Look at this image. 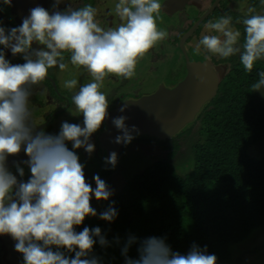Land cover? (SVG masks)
<instances>
[{
	"label": "clouds",
	"instance_id": "9594fccd",
	"mask_svg": "<svg viewBox=\"0 0 264 264\" xmlns=\"http://www.w3.org/2000/svg\"><path fill=\"white\" fill-rule=\"evenodd\" d=\"M3 4L10 7L12 0H3ZM61 4L67 7L61 10ZM113 11L120 23L105 28L92 4L74 6L71 0H54L51 10L39 5L31 8L19 26L5 28L0 22V236L15 241L23 264H101L100 258L92 255L97 238L101 246L109 245L98 226L76 230L87 217L98 215L91 204L93 196L97 201H108L114 190L99 174L94 175L92 187L75 150L83 149L89 157L96 150L92 137L110 115L108 97L102 90L105 79L109 75L134 77L139 60L169 36L160 27L161 0H117ZM236 23L244 26L243 43L232 16L224 14L205 25L208 33L217 34H202L193 53L201 55L203 47L220 58L238 54L245 71L251 73L254 65L264 60V13L248 7ZM34 43L42 47L33 48ZM4 49L25 62L12 63ZM69 63L90 75L83 84L75 77L63 81L65 89L76 90L71 97L75 112L68 110L74 116L82 115L83 122L63 121L57 134L38 130L31 99L34 90L46 91L40 86L49 77V70L58 67L63 73ZM258 77L252 91L264 93V70ZM196 79L204 82L199 76ZM127 109L124 103L119 111ZM128 119L126 115L111 118L112 125L122 132L113 143L127 146L135 139L133 133L140 134L135 125L126 124ZM21 152L27 159L15 162L14 172L9 157ZM105 164L115 169L118 153L112 151ZM25 166L30 172L27 179ZM114 204L99 213L101 220L115 221L118 210ZM137 243L139 258L133 259L128 253ZM122 255L125 264H218V257L210 254L207 246L193 243L187 254H181L172 250L166 238L156 236L143 240L129 236Z\"/></svg>",
	"mask_w": 264,
	"mask_h": 264
},
{
	"label": "trees",
	"instance_id": "16d2710c",
	"mask_svg": "<svg viewBox=\"0 0 264 264\" xmlns=\"http://www.w3.org/2000/svg\"><path fill=\"white\" fill-rule=\"evenodd\" d=\"M259 72L230 73L214 101L187 127L191 133L195 124L200 134L192 171L180 176L169 153L128 181L108 204L106 209L115 202L118 210L114 222L97 216L77 227L102 229L109 245L101 246L97 238L92 253L101 264H125L122 247L129 236L166 238L181 254L193 243L207 246L218 264H233V248L264 227V159L248 152L264 137V99L251 88ZM138 247L132 245L129 257L139 258Z\"/></svg>",
	"mask_w": 264,
	"mask_h": 264
},
{
	"label": "flooded vegetation",
	"instance_id": "af4514ba",
	"mask_svg": "<svg viewBox=\"0 0 264 264\" xmlns=\"http://www.w3.org/2000/svg\"><path fill=\"white\" fill-rule=\"evenodd\" d=\"M17 1L19 0H12V3L17 2ZM186 1L187 2H185V4H181L180 6L183 8L177 11L176 13L171 14V13H166V11L165 12L162 11V13L166 15L164 16V20L166 21V23L169 25L173 24V26L167 30L169 33V36L167 39H165L164 41L165 43L159 44V48L161 50H163L164 47L169 49L168 54L167 52H166V56L164 55V53L157 54L156 50L158 49H155L154 47L152 50L149 51L148 54L144 56L145 64L143 66L142 71H140V72H144L145 70H147L146 65L149 62V60H152L151 62L156 61L159 65H163V66L165 65V67L172 66L173 62H175L176 60L178 64H176V67L174 70L172 69L171 73H166L168 72V69H165L162 71V74L166 73L164 78L168 80L161 79L160 71L157 70L154 65H150L151 66V67L149 66L150 73L147 74L141 81L142 82L141 84H145V87L143 86L141 87L139 85L136 86L132 83H131V86H129L130 84L128 83L127 85L122 83L123 86L125 85L126 87L129 86L128 87L129 90L126 92L125 97L121 99H118V97H116L115 99L109 101V104H110L109 110H108L109 112L113 110V107L117 103L119 102L121 103L126 99L137 100L143 96H149L153 94L154 92H156L161 86H164L165 88H168V89H173L180 82H182L184 78L188 75V68L186 66V57L190 60L191 63L211 64L214 67L215 69L214 71L217 74L221 73L220 75L222 78L218 86L217 94L219 92V89L222 83L226 79V77L230 73L232 74L234 70L242 71L246 73L248 76H253L254 74H256V72L264 70V63H263L264 60L258 61L254 65L253 71L251 73H248L245 71L244 67L240 65L238 54L225 59V58H220L217 55L208 53L206 50L203 49V47H202L201 55L197 56L193 53V47L196 43L199 42V40L202 37V34H217L214 32L208 33L206 31L205 25L209 21H215L217 18H219L221 15H224V14L231 15L233 18V26L239 29L242 33L241 43H243L244 26L242 23H236V21L243 19V17L247 14L248 7H255L257 13H264V8L257 9L256 6L254 5V2L250 1V2L244 3L245 2L244 0H219L218 2L216 0H186ZM259 1L261 2V0ZM21 2L23 3H18L20 4V10H22V8H26L27 10L25 14L17 15V14H14L13 4L9 7L3 4V0H0V22H2V26H4L5 28L19 26L22 23V19L26 15L27 16L29 15L31 8L36 7L37 5L41 6L42 4H45V8L48 10H51L54 0H22ZM71 2L73 3L74 6H81L83 4H89V3L92 4L97 9V20L101 24L102 27L107 28L108 24L110 23L114 24L115 21H117V24L120 23L119 17L116 16L113 11L114 5L117 2V0H71ZM162 2L163 0H161V3ZM227 5H229V7ZM241 5L243 7H241ZM178 6H179L178 4L174 5L173 3H171V5L166 8V10L173 12ZM66 7H67V4L60 5L61 10H63ZM189 9L192 11L187 16L184 12L185 11L188 12ZM110 18L113 19L112 22ZM174 23L178 24L179 26L178 27L174 26ZM173 33H176V34L174 35ZM39 47H42V46L36 43L33 44V48H39ZM0 48H3V46L0 45ZM4 51L6 52V58L9 59L12 63L16 64V63L25 62L21 56H13L10 50L4 49ZM65 57H66L65 62L67 63L68 62L67 53L65 54ZM207 57H210V59ZM49 73H50L49 77L40 86L42 89H46V91H39V89H35L34 95L32 96L31 99H32V106L34 109V117H35L36 123L38 124L37 126L38 130H44L47 133L56 134V131H54L53 128L46 126V122L56 112H62V113L60 116L57 115L54 118H52L50 122L55 121L61 116H64L63 117L64 120H67V121L69 120V122H72V123L74 122L73 120H70V118L68 117L69 114H67V112L69 110L75 109V106L71 103V97L76 90L70 91L68 89H65L63 87V81L66 79H71L75 77L79 80L80 84H83V83L88 82L87 78L90 79V75L84 69L75 68L71 66L70 63L68 65V70L63 73L59 70L58 67L54 69H50ZM105 82H111L112 84H116L120 82V79L119 77L115 75H109L105 79ZM216 96L214 97V99L216 98ZM211 102L212 101L204 105L201 113L205 110L207 105H209ZM46 106L51 107L48 114L46 113V109H45ZM45 114L47 115L45 116ZM199 115L197 116L196 120L198 119ZM196 120L194 122H196ZM105 125L106 124H104L102 129L99 132L95 133L92 137V141L96 144V150L91 155L92 157H94L95 155L100 154L99 156H102L104 160H105V157L107 156H104L100 148V142H99L98 136L101 134V132L107 129ZM185 134L186 133H184V135ZM134 136L135 138L142 137V136L151 137V135L150 136L134 135ZM151 138L157 139L155 137H151ZM168 139H171V138H167L163 140H168ZM123 146L124 145H122L120 149ZM128 146H130V144L125 146V148ZM68 147L70 149L72 148L71 143L68 144ZM75 151H77V153H80L81 163L84 157L89 156L88 153H86L83 149H79ZM26 159H27V156L23 152H21L18 156L9 157V167L15 172V168L13 167L14 163L15 162L22 163V161ZM93 165L95 167V164ZM25 172H26V176L24 177V179H27L28 175H30V172L28 171L26 166H25ZM85 175L89 183H93L95 181L94 178H91L92 174L87 169L86 166H85ZM14 244H15V241L10 236H7V235L0 236V264H13V261L11 260L12 252H15V254L17 253V251L14 248ZM15 259L21 263V260L18 258L17 255H15Z\"/></svg>",
	"mask_w": 264,
	"mask_h": 264
},
{
	"label": "rangeland",
	"instance_id": "374dc122",
	"mask_svg": "<svg viewBox=\"0 0 264 264\" xmlns=\"http://www.w3.org/2000/svg\"><path fill=\"white\" fill-rule=\"evenodd\" d=\"M244 1V3L250 1L254 2V5L257 9L264 8V5L261 4L259 0ZM227 6L229 7V5ZM191 11L192 10L189 9L188 12L185 11L184 13L188 16ZM161 14L163 16V23L160 25V27L168 30L173 26V24H167L164 20V16L166 15L164 13ZM116 25L117 21H115L114 24H108V27H114ZM174 26L178 27L179 25L174 23ZM173 34L175 35L176 33ZM164 41L160 42L159 44H164ZM159 44L155 47V49H158L156 50L157 54L164 53V55L166 56V52L168 54L169 49L164 47V49L161 50L159 48ZM151 61L152 60H149L146 65L147 70H145L144 72H140L142 71L143 66L145 64V58L143 57L142 59H140L136 68V74L131 79L119 77V83L112 84L111 82H105L104 88L102 90L107 94L108 101H111L116 97H118V99L125 97L126 92L129 90L128 87L131 86V83L136 86L139 85L141 87H145V84H141V81L147 74L150 73V65H154L155 68L160 71L161 79L168 80L164 78L165 74L171 73L172 69L174 70L176 64H178L175 60L172 66L165 67V65H159L156 61ZM240 65L243 67L241 63ZM165 69H168V72L162 74V71ZM122 83L126 85L128 83L130 85L126 87V85L123 86ZM262 91H264V89H262ZM254 94L257 97H261L262 99H264V93L260 91H254ZM211 101L213 102L214 100ZM71 111L75 112V109ZM67 114H69L68 117L70 118V120L72 119L75 123L82 124V115L76 113V115L74 116L69 111L67 112ZM63 121L67 120L62 119L61 121H54L51 124L53 130L56 131V134L59 132L61 123ZM67 122H69V120ZM188 126H186L174 138L168 140H159L144 136L136 137L132 141L130 146L125 148L124 145L118 152V164L115 169H112L111 165H106L104 158L102 156H99V153H97L99 155H95L94 157H84L82 163L86 164L85 166L91 172V178H93L95 174H99L101 179L106 181L110 188L114 190V195L110 197L108 201H97L93 196L91 204L97 210V216H99V213L103 212L106 209L108 204L119 194V192L124 188L128 181H130L135 176L142 174L149 168L153 167V165H155L156 163L168 159L169 153L174 154L170 161L172 163V166H174L176 172L180 176L183 177L187 175L190 171H192L195 166V152L193 145L196 143V141L200 139V134L196 132L195 124L193 125V132L187 133L189 129L187 128ZM184 133L186 134L184 135ZM248 152L249 155L255 159H264V137L260 142L252 146ZM77 154L80 156L81 159L80 153ZM93 164H95V167ZM91 185L93 188H95V181L91 183ZM94 218L95 217L89 216L85 220H91ZM15 255L18 256V258L21 260V263L15 259ZM233 255V264H264V227L253 231L245 241L237 244L233 248ZM11 260L13 261V264H23L22 254L18 252L16 254L15 252H12Z\"/></svg>",
	"mask_w": 264,
	"mask_h": 264
},
{
	"label": "water",
	"instance_id": "95a60500",
	"mask_svg": "<svg viewBox=\"0 0 264 264\" xmlns=\"http://www.w3.org/2000/svg\"><path fill=\"white\" fill-rule=\"evenodd\" d=\"M21 1L22 0L12 3L14 14L23 15L26 13V8L20 10V4L18 3H23ZM216 1L218 2L219 0ZM185 2L187 1L163 0L162 11L171 14L176 13L183 8L180 6L181 4H185ZM171 3L179 5L173 12L166 10ZM41 6L45 8V4H42ZM110 19L112 22L113 19ZM186 66L188 68V75L173 89L161 86L156 92L149 96H143L137 100L126 99L121 103H117L113 107V110L109 112V119L105 122L107 131L104 130L98 136L100 148L104 156L108 157L112 151L118 152L122 146V144L113 143V140L117 135H122V132L112 125L111 118L113 117L126 115L129 117L126 124L129 127L135 125L139 129V135H151V137L161 140L174 137L183 128L196 120L204 105L213 100L216 96L222 77L220 75L221 73L217 74L214 71V67L208 63H191L186 57ZM81 69L84 68L81 67ZM84 70L87 72L86 69ZM197 76L201 77L204 82L198 81L196 79ZM89 80L90 79L87 78V81ZM124 103L128 104V109L126 112L121 113L119 109ZM50 108V106L45 107L47 114ZM61 113L62 112H56L46 122V126L53 128L51 124L54 121L50 122V120L57 115L60 116ZM47 114H45V116ZM63 117L64 116H61L60 118L57 117L58 119L55 121H61ZM133 135L136 134L133 133Z\"/></svg>",
	"mask_w": 264,
	"mask_h": 264
}]
</instances>
